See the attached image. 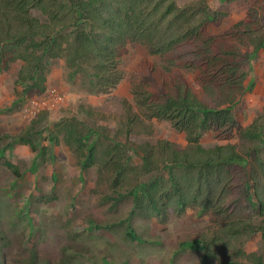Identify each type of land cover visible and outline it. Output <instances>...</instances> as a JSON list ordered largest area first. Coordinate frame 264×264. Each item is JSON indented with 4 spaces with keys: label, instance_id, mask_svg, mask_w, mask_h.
<instances>
[{
    "label": "trees",
    "instance_id": "trees-1",
    "mask_svg": "<svg viewBox=\"0 0 264 264\" xmlns=\"http://www.w3.org/2000/svg\"><path fill=\"white\" fill-rule=\"evenodd\" d=\"M244 1L251 2L244 18L212 34L209 27L220 22V15L205 0L184 6L175 0H0V74L22 62L17 83L27 98L43 93L46 67L53 59H64L70 82L84 79L89 93L104 95L124 79L120 67L129 45L159 58L158 64L144 60L132 70L130 78H137L138 85L131 93L148 120L168 122L185 135L187 145L160 140L139 147L147 181L128 191L133 197L130 215L140 211L147 219H166L198 209L218 216L222 227L211 243L178 244L202 253L201 264H209L217 253L226 264H264L233 247V242L241 245L242 236L264 233V161L258 155L264 149V109L245 128L231 113L246 91L241 72L246 55L236 45L253 54L264 48V0ZM184 70L191 72L198 91L189 88ZM81 124L70 120L57 128L69 149L79 157L86 153L79 162L85 169L96 158L97 141L90 137L99 135ZM207 131L216 132L218 140H230L236 132L239 142L203 148L200 140ZM111 150L104 165L121 179L124 147L110 142ZM162 169L165 176L159 175ZM242 191L255 201L254 213L236 203ZM109 198L119 201L122 192ZM254 217L261 219L259 226ZM124 235L139 241L129 226Z\"/></svg>",
    "mask_w": 264,
    "mask_h": 264
},
{
    "label": "rangeland",
    "instance_id": "rangeland-1",
    "mask_svg": "<svg viewBox=\"0 0 264 264\" xmlns=\"http://www.w3.org/2000/svg\"><path fill=\"white\" fill-rule=\"evenodd\" d=\"M196 1L175 0V4ZM205 1L220 15V22L209 27L212 34L242 20L251 4L244 0ZM236 48L242 57L246 55L241 68L246 91L231 113L245 128L264 109V48L256 54L251 49ZM144 60L160 63L143 47L129 45L120 67L124 79L104 95L89 93L84 79L70 82L71 70L62 58L49 61L45 90L30 98L17 83L22 62H15L0 74V264H201L202 253L193 254L178 244L194 240L211 243L222 227L218 216L199 213L198 209H188L180 216L170 214L166 219H147L140 211L130 215L133 197L128 191L147 181L139 147L153 146L160 140L179 148L187 145L185 135L168 122L148 120L139 111L131 93L138 79L130 78V73ZM183 72L189 88L198 91L191 72ZM56 93L62 100L53 107L38 110L33 104L47 96L51 105ZM70 120L99 135L90 137L97 141L96 158L85 169L79 162L86 153L79 157L58 132L57 127ZM234 135L230 140H218L216 132L207 131L200 145H235L239 137L236 132ZM110 142L124 147L126 167L121 179L113 167L104 165L112 152L107 151ZM258 155L264 161L263 148ZM159 175L165 176L166 170H160ZM119 190L122 198L110 200L109 196L116 197ZM235 201L255 212V201L245 192ZM254 221L256 226L261 223L257 217ZM126 226L139 241L125 237ZM241 241V245L233 242V247L255 254L264 263V233L256 231L249 238L242 236ZM221 261L218 253L208 259L209 264H226Z\"/></svg>",
    "mask_w": 264,
    "mask_h": 264
},
{
    "label": "built area",
    "instance_id": "built-area-1",
    "mask_svg": "<svg viewBox=\"0 0 264 264\" xmlns=\"http://www.w3.org/2000/svg\"><path fill=\"white\" fill-rule=\"evenodd\" d=\"M49 100L50 99L47 96H43L37 102H34L33 104L37 105V107L39 108L38 110H46L49 107H53L54 105H57L59 102H61L62 98L56 93L53 96V103L51 105H49ZM34 108L35 107L33 106V109Z\"/></svg>",
    "mask_w": 264,
    "mask_h": 264
}]
</instances>
